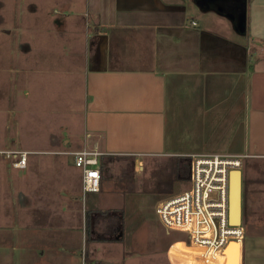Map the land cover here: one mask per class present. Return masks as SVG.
<instances>
[{
  "label": "crops",
  "instance_id": "crops-1",
  "mask_svg": "<svg viewBox=\"0 0 264 264\" xmlns=\"http://www.w3.org/2000/svg\"><path fill=\"white\" fill-rule=\"evenodd\" d=\"M96 144L84 203L73 152ZM27 152V227L0 223V264H264V0H27ZM195 153L247 154L244 237L215 262L129 181L154 156L189 179Z\"/></svg>",
  "mask_w": 264,
  "mask_h": 264
},
{
  "label": "rangeland",
  "instance_id": "rangeland-1",
  "mask_svg": "<svg viewBox=\"0 0 264 264\" xmlns=\"http://www.w3.org/2000/svg\"><path fill=\"white\" fill-rule=\"evenodd\" d=\"M30 109L41 112L34 107ZM32 123V128L38 125L37 120ZM16 150H27V0H0V223H5L6 215L13 212L17 217L16 227H27V203L19 200L18 194L20 190L27 189V167L13 166L17 157L12 151ZM185 163L188 160L184 157L181 165ZM178 164V158L154 156L145 159L144 169L137 167L131 173L129 181L143 190L139 193L144 194L148 211H155L156 199L165 200L190 187L187 166L181 169ZM178 174L182 176L178 177ZM7 185L17 197L15 206L11 204L12 190L6 188ZM91 195L86 193L82 199L84 203ZM155 220L159 222L158 215ZM261 222L264 223V217ZM254 223L255 219L249 217L247 243H250V235H254ZM165 229L162 227V231ZM166 236L189 243V234L185 231L169 229ZM229 259L224 256L218 263L230 264Z\"/></svg>",
  "mask_w": 264,
  "mask_h": 264
},
{
  "label": "built area",
  "instance_id": "built-area-1",
  "mask_svg": "<svg viewBox=\"0 0 264 264\" xmlns=\"http://www.w3.org/2000/svg\"><path fill=\"white\" fill-rule=\"evenodd\" d=\"M12 153L17 157L13 166L25 168L27 150ZM73 154L75 165L82 170L83 192L99 191L102 180L100 157L104 152L96 144ZM246 157L245 153L191 154L190 187L157 205L156 212L164 225L187 232L188 244L205 247V256L210 261L216 255H224L229 242H241L244 237V226L230 222L229 186L231 171L242 169Z\"/></svg>",
  "mask_w": 264,
  "mask_h": 264
},
{
  "label": "water",
  "instance_id": "water-1",
  "mask_svg": "<svg viewBox=\"0 0 264 264\" xmlns=\"http://www.w3.org/2000/svg\"><path fill=\"white\" fill-rule=\"evenodd\" d=\"M242 180V170L233 169L229 186V218L233 224H242Z\"/></svg>",
  "mask_w": 264,
  "mask_h": 264
},
{
  "label": "bare ground",
  "instance_id": "bare-ground-1",
  "mask_svg": "<svg viewBox=\"0 0 264 264\" xmlns=\"http://www.w3.org/2000/svg\"><path fill=\"white\" fill-rule=\"evenodd\" d=\"M232 242V241H231ZM229 242V244L231 243ZM228 244V246H229ZM191 245V248H192V251L193 253L195 254V256H199L201 259H204V260H207V261H210V259H207V257L205 256V251H206V248L203 247V246H200V245H196V244H190ZM227 246V247H228ZM224 255H228L224 252ZM224 255L220 254V255H216L211 262H215V261H218L220 260Z\"/></svg>",
  "mask_w": 264,
  "mask_h": 264
}]
</instances>
